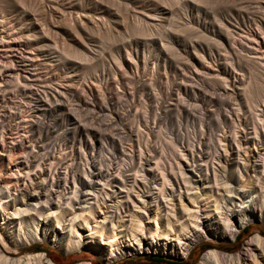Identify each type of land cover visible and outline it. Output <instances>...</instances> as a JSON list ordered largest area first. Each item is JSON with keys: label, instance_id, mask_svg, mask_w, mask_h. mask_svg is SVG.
I'll return each mask as SVG.
<instances>
[{"label": "bare ground", "instance_id": "1", "mask_svg": "<svg viewBox=\"0 0 264 264\" xmlns=\"http://www.w3.org/2000/svg\"><path fill=\"white\" fill-rule=\"evenodd\" d=\"M209 5L0 0V264H55L17 257L49 238L184 256L264 223V0ZM195 264H264V237Z\"/></svg>", "mask_w": 264, "mask_h": 264}, {"label": "rangeland", "instance_id": "2", "mask_svg": "<svg viewBox=\"0 0 264 264\" xmlns=\"http://www.w3.org/2000/svg\"><path fill=\"white\" fill-rule=\"evenodd\" d=\"M225 2H226V0H223V1H221V0H218V1L217 0H208V3L210 4L209 6H211V8L220 7V5H221V7L225 6L224 5ZM221 3H223V4H221ZM156 75H157V72H156V74H154V76H156ZM178 81L179 80H177L176 82H178ZM175 84H177V83H175ZM145 90H148V87L145 88ZM81 94H83V93H79V95H78L79 97L77 99L82 98ZM149 96H151V97H149ZM83 97H84V95H83ZM142 97H143L142 100L145 99L144 102L147 103L148 105H150L151 103L155 102L158 99V95H157V99H156L155 98L156 94H153V93H149L147 95L143 94ZM85 99H87V98H85ZM93 100H95V99L93 98ZM78 101L79 100L74 101L71 104L74 103L73 105H75L78 103ZM158 101H160V99ZM79 103H78V105L81 106L82 102H79ZM73 105H72V107H74ZM78 105H75V107ZM96 105H94V106L90 105L91 107H89L92 109L94 108L93 110L91 109V112H93L91 114V116H90V113L88 114V111H87V113H85L86 112L85 110L83 111V110L78 109L79 111H77V112H78L79 116H82V117L86 116L87 119L90 118L93 121V123H94L95 119H96V121L101 120L100 122L97 121L98 123H101V122L104 123L108 118L105 115L106 112L101 111V113H99L100 111L96 107ZM68 108H70V107H68ZM95 109H96V111H94ZM142 110L143 109H141V111ZM66 111H69V110H66ZM80 112L81 113L84 112L83 113L84 115L81 114ZM95 112H98V113H95ZM73 114L71 113V115H73ZM87 114L89 115V117ZM96 115H98V116H96ZM102 115H104V116H102ZM110 115H112L111 117H113V116L118 117V114L116 115V113L115 114L111 113ZM120 116H122V118L120 120L122 123H124V121L127 122L128 119L126 120V117H124V119H123V115H120ZM96 117H98V118H96ZM105 117H107L106 120H105ZM115 117H113V118H115ZM97 122H95L94 124H97ZM0 179H1V184H2V182H3L2 179H4L3 175H1ZM140 214L142 215L141 219H142L143 225L145 224L146 227H151L153 229L156 228V225L154 222L147 221L146 215L144 213H142V211H141V213L139 212V215ZM95 216H97V218H102L101 214H99V216H98V214ZM150 219L152 220V214H151ZM158 221H159V219H158ZM51 225H53L52 221H51ZM246 226L248 227L247 232L241 231V233L238 234V238L236 237L235 241H228V240L225 241L223 239H215V238H202L201 240H199L196 243V246L193 247V249L190 251V253H187L184 256H181L180 254H179L180 256H174V255H170V254H166V253H158V252H152V251H150V252L145 251L144 252L142 250H141V252H138V251L128 252L127 251V252L122 253V255H118L119 257L117 259H115L111 262H107V260L105 259L106 252H101L99 250L90 249L88 247H83V248L81 247L80 250H74L72 252L71 251L65 252L62 249H60L59 247H57L55 245V242H53L49 238V239H45V240H38V241L36 240L35 242H32V244H30V245H19L17 247L18 248L17 250H19V254L17 255V257L23 256L28 252H45L57 264H77L79 262H89L90 264H195L197 262V260L199 259V257L201 256V254L212 246H218L219 250L223 251V252L236 253L237 250H239L243 247L245 240L247 238H249L250 236H252L256 233H260L264 237V223H260L257 221H251V222H248L245 225V227ZM64 230H65V234H66L67 228ZM64 230H62L63 234H64ZM80 231H82V229H80ZM83 232H84V230L81 233H83ZM145 236L149 237V234L147 231L145 232ZM97 240H99V238H97ZM0 246H1V242H0ZM157 257L162 259L161 263L153 262L156 260L155 258H157Z\"/></svg>", "mask_w": 264, "mask_h": 264}, {"label": "trees", "instance_id": "3", "mask_svg": "<svg viewBox=\"0 0 264 264\" xmlns=\"http://www.w3.org/2000/svg\"><path fill=\"white\" fill-rule=\"evenodd\" d=\"M247 228H248V227L246 226V227H244L241 231H243V232H247ZM241 231H240L239 233H241ZM236 237L238 238V235H237ZM235 239H236V238H235ZM43 253H44V254H45V255H46V256H47V257H48L53 263L57 264L56 262L53 261V259H52L51 257L48 256L47 253H45V252H43ZM155 259H156V260L153 261V262H155V263H156V262H157V263H161V261H162V259H160V258H158V257L155 258Z\"/></svg>", "mask_w": 264, "mask_h": 264}, {"label": "built area", "instance_id": "4", "mask_svg": "<svg viewBox=\"0 0 264 264\" xmlns=\"http://www.w3.org/2000/svg\"><path fill=\"white\" fill-rule=\"evenodd\" d=\"M130 196H132V198H133V192H131V195ZM117 215H120V209L118 210V214Z\"/></svg>", "mask_w": 264, "mask_h": 264}]
</instances>
